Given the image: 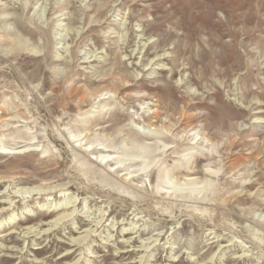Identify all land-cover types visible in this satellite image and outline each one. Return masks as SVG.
I'll list each match as a JSON object with an SVG mask.
<instances>
[{
    "label": "rangeland",
    "instance_id": "obj_1",
    "mask_svg": "<svg viewBox=\"0 0 264 264\" xmlns=\"http://www.w3.org/2000/svg\"><path fill=\"white\" fill-rule=\"evenodd\" d=\"M0 264H264V0H0Z\"/></svg>",
    "mask_w": 264,
    "mask_h": 264
},
{
    "label": "bare ground",
    "instance_id": "obj_2",
    "mask_svg": "<svg viewBox=\"0 0 264 264\" xmlns=\"http://www.w3.org/2000/svg\"><path fill=\"white\" fill-rule=\"evenodd\" d=\"M144 149V148H143ZM2 152H4V151H2ZM60 218V217H59Z\"/></svg>",
    "mask_w": 264,
    "mask_h": 264
}]
</instances>
